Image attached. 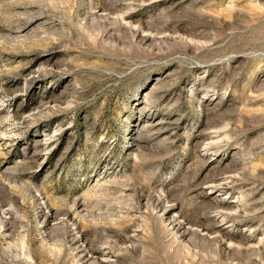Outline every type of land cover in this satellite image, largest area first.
I'll list each match as a JSON object with an SVG mask.
<instances>
[{
    "label": "rangeland",
    "instance_id": "rangeland-1",
    "mask_svg": "<svg viewBox=\"0 0 264 264\" xmlns=\"http://www.w3.org/2000/svg\"><path fill=\"white\" fill-rule=\"evenodd\" d=\"M0 264H264V0H0Z\"/></svg>",
    "mask_w": 264,
    "mask_h": 264
}]
</instances>
